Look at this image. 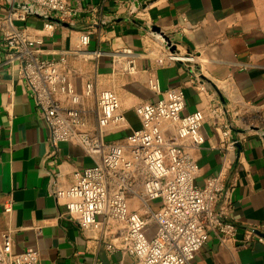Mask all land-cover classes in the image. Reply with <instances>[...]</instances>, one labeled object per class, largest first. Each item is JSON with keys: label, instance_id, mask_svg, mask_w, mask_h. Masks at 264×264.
Returning a JSON list of instances; mask_svg holds the SVG:
<instances>
[{"label": "crops", "instance_id": "obj_1", "mask_svg": "<svg viewBox=\"0 0 264 264\" xmlns=\"http://www.w3.org/2000/svg\"><path fill=\"white\" fill-rule=\"evenodd\" d=\"M67 2L80 6L68 26L55 24L50 32L34 14L19 25L42 39L45 55L67 75L90 129L97 94L109 88L138 128L135 109L149 100L151 79L163 90L189 83L181 113H205L204 142L193 151L199 166L194 181L203 185L207 178H221L214 211L236 232L231 237L210 232L188 264H264V0ZM10 6L0 0L1 19ZM84 33L90 35L87 44L80 41ZM1 34L0 230L13 231L16 252L39 251L38 264H129L133 257L122 245L123 224L112 220L101 230L82 228L56 197L55 190L67 188L73 173L94 165L95 158L77 140L50 143L48 125ZM126 51L135 59L132 73L126 70ZM9 201L12 210L6 212ZM129 202L131 209L139 208L136 199ZM108 243L116 249L109 251Z\"/></svg>", "mask_w": 264, "mask_h": 264}, {"label": "built area", "instance_id": "obj_2", "mask_svg": "<svg viewBox=\"0 0 264 264\" xmlns=\"http://www.w3.org/2000/svg\"><path fill=\"white\" fill-rule=\"evenodd\" d=\"M9 1L10 8L0 18L1 36L9 60L20 63L21 77L48 125L50 143L55 147L77 140L95 158L94 165L73 173L67 188L55 190L80 226L101 230L112 220L123 224L122 245L133 257L129 264H188L210 232L234 236L236 226L214 211L224 187L221 178H207L203 185L194 181L199 166L193 151L204 142L200 129L206 116L201 109L181 113L189 83L163 90L157 79L149 80L150 98L135 109L138 128L128 121L118 92L103 89L97 94L95 125L90 129L67 75L54 58L45 55L42 39L19 25L28 15H39L45 19L43 27L52 32L56 23L50 18L69 22L78 14L79 4ZM89 37L84 33L81 43L87 44ZM125 53L126 70L132 73L135 59L130 51ZM91 90L87 84L86 93ZM227 133L226 129L223 134ZM130 199H136L139 208L131 209ZM4 210L11 211L12 202ZM0 237V264H38L39 251H15L17 241L11 229L0 230ZM106 248L114 251L116 246L108 243Z\"/></svg>", "mask_w": 264, "mask_h": 264}, {"label": "water", "instance_id": "obj_3", "mask_svg": "<svg viewBox=\"0 0 264 264\" xmlns=\"http://www.w3.org/2000/svg\"><path fill=\"white\" fill-rule=\"evenodd\" d=\"M50 20H51L52 22L56 23V24H61V25L68 26V23H67V22L62 21V20H60V19H58V18H56V17H51ZM156 29H157V28H156ZM162 36H163V38L165 39V41L167 42V44L170 46L171 50H174V45L171 44L170 39L168 38V36H166V35H164V34H163Z\"/></svg>", "mask_w": 264, "mask_h": 264}, {"label": "rangeland", "instance_id": "obj_4", "mask_svg": "<svg viewBox=\"0 0 264 264\" xmlns=\"http://www.w3.org/2000/svg\"><path fill=\"white\" fill-rule=\"evenodd\" d=\"M155 204H156V205H159V204H160V201H159V200H156V201H155Z\"/></svg>", "mask_w": 264, "mask_h": 264}]
</instances>
